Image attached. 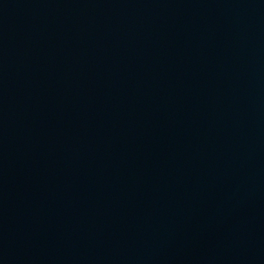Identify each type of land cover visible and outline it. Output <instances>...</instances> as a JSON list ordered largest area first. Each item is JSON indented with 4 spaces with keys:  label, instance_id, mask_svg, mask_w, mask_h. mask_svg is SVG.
Masks as SVG:
<instances>
[{
    "label": "water",
    "instance_id": "95a60500",
    "mask_svg": "<svg viewBox=\"0 0 264 264\" xmlns=\"http://www.w3.org/2000/svg\"><path fill=\"white\" fill-rule=\"evenodd\" d=\"M0 264H264V0H0Z\"/></svg>",
    "mask_w": 264,
    "mask_h": 264
}]
</instances>
